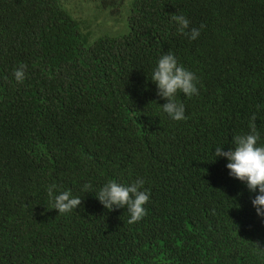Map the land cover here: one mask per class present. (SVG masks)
Segmentation results:
<instances>
[{"label": "trees", "instance_id": "16d2710c", "mask_svg": "<svg viewBox=\"0 0 264 264\" xmlns=\"http://www.w3.org/2000/svg\"><path fill=\"white\" fill-rule=\"evenodd\" d=\"M63 2L0 0V264H264L258 190L214 154L253 115L264 146V0H130L91 42ZM168 53L198 77L182 121L152 81ZM138 179L149 201L129 224L96 195ZM52 184L81 205L52 209Z\"/></svg>", "mask_w": 264, "mask_h": 264}, {"label": "clouds", "instance_id": "9594fccd", "mask_svg": "<svg viewBox=\"0 0 264 264\" xmlns=\"http://www.w3.org/2000/svg\"><path fill=\"white\" fill-rule=\"evenodd\" d=\"M171 19L176 23L177 30L181 34L189 35L193 40L200 35V30L196 28H192L190 33L185 31L190 24L185 16L173 14ZM25 70V65L14 70L13 75L17 82L24 81ZM152 81L157 85V94L167 101L162 105L163 111L175 121L186 119L185 107L176 100V94L182 92L189 98L198 95L196 74L179 65L176 57L168 53L160 57ZM255 121L256 116L253 115L249 123L250 132L234 136L233 148L224 151V148L217 147L214 154L216 158L223 157L228 160L226 167L230 176L245 182L251 192L256 193L258 190L259 194L252 200V204L257 214L264 217V146H258L260 134ZM143 185V179H138L130 185H121L111 180L99 190L96 197L109 211L126 208L130 214L127 222L134 224L146 215L144 205L149 201V194L141 190ZM90 187L91 185L86 184L84 189L87 191ZM55 189V184L49 185L47 193L53 201L52 209H57L59 214L71 212L81 205L82 200L72 197L69 191L54 195Z\"/></svg>", "mask_w": 264, "mask_h": 264}, {"label": "rangeland", "instance_id": "374dc122", "mask_svg": "<svg viewBox=\"0 0 264 264\" xmlns=\"http://www.w3.org/2000/svg\"><path fill=\"white\" fill-rule=\"evenodd\" d=\"M99 0H64L66 9L72 12L83 36L88 42L102 33L114 34L122 30L128 13L130 0H104L102 7Z\"/></svg>", "mask_w": 264, "mask_h": 264}]
</instances>
